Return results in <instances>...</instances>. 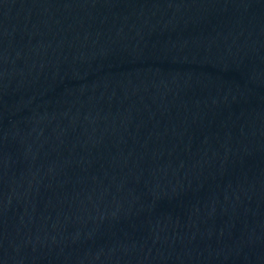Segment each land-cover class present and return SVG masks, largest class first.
<instances>
[{"label":"water","instance_id":"95a60500","mask_svg":"<svg viewBox=\"0 0 264 264\" xmlns=\"http://www.w3.org/2000/svg\"><path fill=\"white\" fill-rule=\"evenodd\" d=\"M0 264H264V0H0Z\"/></svg>","mask_w":264,"mask_h":264}]
</instances>
